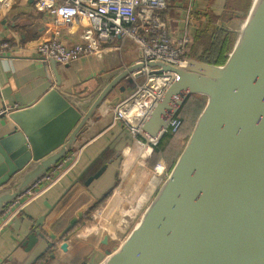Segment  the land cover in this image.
I'll list each match as a JSON object with an SVG mask.
<instances>
[{
  "label": "water",
  "instance_id": "water-1",
  "mask_svg": "<svg viewBox=\"0 0 264 264\" xmlns=\"http://www.w3.org/2000/svg\"><path fill=\"white\" fill-rule=\"evenodd\" d=\"M228 1L210 0L209 12L223 15ZM241 16L234 28L220 27L231 36L222 64L200 60L201 43L196 44V55L180 66L154 60L146 64L174 72L176 78L142 121L143 139L157 144L190 96H200L204 105L137 220L117 244L103 250L96 264H264V0H250L247 10L235 18ZM48 61L55 85L33 105L0 114V214L41 178L68 167L22 208L20 215L25 216L33 202L53 194L57 184L71 176L86 149L73 161L76 144L89 132L96 112L117 87L133 90L144 65L113 69L98 78L95 90L78 96L61 89L57 63ZM131 139L121 123L106 146L113 148L112 156L103 160L105 149L101 150L71 181L68 188L80 182L89 189L111 165L116 168L113 183L84 214L74 215L56 234L43 228L48 211L38 219L27 215L31 222L26 234L0 264H11L18 248L35 252L28 264L42 257L46 263L57 256L56 242L90 226L94 212L118 188L120 176L134 173L122 156ZM120 204L122 211L131 208L125 200ZM18 216L8 220L0 234ZM89 234L84 238L96 235ZM110 240L104 232L99 243L107 246Z\"/></svg>",
  "mask_w": 264,
  "mask_h": 264
},
{
  "label": "crops",
  "instance_id": "crops-1",
  "mask_svg": "<svg viewBox=\"0 0 264 264\" xmlns=\"http://www.w3.org/2000/svg\"><path fill=\"white\" fill-rule=\"evenodd\" d=\"M205 2L208 3L210 0H170L171 4L167 2L166 19L168 25L170 24L169 33L173 39H178L186 33L193 36L200 34V25H197L194 19L199 20V14ZM172 5L182 6V8L184 6V11L181 9L179 12L180 16H175ZM168 16L171 18L175 16L176 19L170 20ZM48 21V17L35 8L33 0H0V40L10 42L18 48L15 54L0 56V112H4L5 109L7 111L11 108L21 109L31 106L55 85V76L50 62L44 60L34 50L37 42L52 35V32L48 30ZM81 32L80 28L65 30L61 34V39L66 44L72 45L83 41ZM193 49L196 55L197 49L195 46ZM138 54L134 45L127 41L120 53L107 49L101 57L84 56L68 64H56L57 74L61 81L60 87L62 90L78 96H85L95 90L100 76L113 69L134 64ZM130 91V89L120 91L117 87L105 99L100 110L96 112V119L89 132L81 137L78 144H76L73 154L81 152L84 147L86 148L78 166L71 176L57 184L56 191L53 194H50L44 200L33 202L24 214L25 216L21 217L19 215L0 234V258H6L16 246V242L26 234L27 226L31 222L27 215L38 219L48 211L43 228L47 233L56 234L74 215L84 214L87 207L113 183V172L116 168L111 165L93 187L88 189L78 182L68 188L77 174L101 150L105 149V159L103 160H107L112 156L113 148L108 147L106 149V146L114 131L122 122L114 123L111 108ZM2 125L3 119H0V127ZM131 170L134 173L128 177L127 200H131L139 193L140 180H142V174L134 165L131 166ZM153 190L152 184L148 186L146 191L149 197H146L147 199L144 202L150 198ZM116 209H118V217H122L124 211L118 207ZM110 223L112 222L107 219L104 220V218L101 220V224L99 222L101 226H107ZM4 226L5 223L0 229ZM101 226L98 229H101ZM98 229L90 234H96V232L98 234ZM102 231V234L104 232L109 233L106 229ZM79 233L65 242L55 243V254L57 255L55 259L45 263L42 257L36 264H96L103 253L99 250L102 234L100 237H97L96 234L90 238H84L85 236L83 237ZM110 238L111 240L116 239L113 236H110ZM24 250L25 248L15 250L14 260L11 264H17L16 261L18 264H28L31 261L35 252L27 253Z\"/></svg>",
  "mask_w": 264,
  "mask_h": 264
},
{
  "label": "built area",
  "instance_id": "built-area-1",
  "mask_svg": "<svg viewBox=\"0 0 264 264\" xmlns=\"http://www.w3.org/2000/svg\"><path fill=\"white\" fill-rule=\"evenodd\" d=\"M33 2L35 8L48 17V30L52 32L51 36L45 37L34 46L36 53L44 60L52 59L57 64L64 65L84 56L101 57L107 49L120 53L127 41L134 45L139 53L135 63L144 64L139 69L141 76L135 79L134 89L111 108V113L114 123L122 122L132 134L131 143L122 151L123 158L131 162L141 150L139 158L131 164L139 168L137 170L148 177L153 189H156L166 177L168 167L162 158L150 165L152 148L156 144L149 137L142 138L140 125L166 88L174 81L176 74L171 71H158L157 67H148L146 64L154 60L175 67L182 65L185 59L184 47L189 43L190 33L178 39L170 36L165 15L168 10L167 0H33ZM71 28L81 29L83 41L68 45L61 39L62 32ZM17 50L14 44L0 40L1 57L15 54ZM133 74L134 72L130 76L133 77ZM4 112L8 110L5 109ZM181 126L182 121L178 113L169 122L165 133L175 135ZM79 154L80 151L73 154V161ZM67 168L56 176L53 172L44 176L15 199L0 214V227L13 216L20 215L22 208L49 188ZM125 181H128L127 175H121L118 187ZM120 206L121 204L117 207ZM138 211L129 218V224L123 229L124 234L132 219L138 217ZM97 215L98 210L94 212V219L90 225L95 228L100 226ZM122 234L120 238L123 237Z\"/></svg>",
  "mask_w": 264,
  "mask_h": 264
},
{
  "label": "rangeland",
  "instance_id": "rangeland-1",
  "mask_svg": "<svg viewBox=\"0 0 264 264\" xmlns=\"http://www.w3.org/2000/svg\"><path fill=\"white\" fill-rule=\"evenodd\" d=\"M184 1H188V0H184ZM167 2L169 4H171L170 0H168ZM208 5H209V2L208 3H206V2L203 3V8H201V13L199 14L200 17L198 18L201 21H199L197 19H194L196 24L200 25V27H199L200 28L199 29L200 32L199 33L204 31L205 35H206V37L204 36L202 38V42L201 41L197 42V43H199V44L201 43L203 45V51H204V41H207V39L210 38L209 37L210 36V34H209L210 32L207 33V28H208L207 26H210V27L212 26V31H213V29L215 27H221V26H225V27H228V28H234V25L236 26L237 22L243 19V16H241V18H239V19L235 18V15H237V14H239V13H241L243 11L242 8H240V6H239L238 0H229L228 1V4L225 7V12L223 13V15L216 16V17H219L218 18L219 20L214 15H212L209 12ZM172 6L174 8L173 13L175 14V16H180L179 12L181 11V9H182V11H184V6H183V8H182V6H175V5H172ZM165 15H166V18H167V14H165ZM175 16H173L172 18L169 17V16L168 17L171 20V19H176ZM169 25H168V29L170 28ZM197 43L196 42L194 43L195 48H196V44ZM193 56H195L194 49H193ZM190 57H192V56H190ZM193 124H194V122H193ZM193 124L191 125V124H187L186 123L185 126H184V130H182V131L178 132V134L174 135V138L171 140L172 141L171 145L168 144V141L165 140L162 143V145L160 146V148L166 146V151L169 152L168 156L165 159L162 157L164 162L168 163V165H170V163L172 161L174 163L175 159L179 155V153L181 151V148L183 147L184 142L186 141V139H187L192 127H193ZM156 145H158V144H156ZM144 203H142V205L140 206L139 210L140 209L142 210L143 205L146 204V203L145 204ZM98 208H100V206ZM109 213H110V216H107V217L104 216L103 218H104V220L107 219L108 221L113 222L114 223V227H112L111 229H108V228H104L106 226H104V225L101 226L100 225L101 229H98V234H97V232H96V234H97V237H100L102 232H103L102 231L103 229L108 230L109 233L112 232L113 233L112 236L114 238H116V239H114V241H112L110 243V246L113 247V245L118 243L117 240H118V238L120 239V236L123 233V229H125L124 227L127 226V224H129V221H126L122 225H120L119 224L120 223V217H118V209L114 208ZM137 218L138 217H135V218L132 219L133 221L130 224V226H132L134 224V222L137 220ZM101 220H102V218L100 219V221ZM130 226H129L127 231H129V229L131 228ZM127 231H126V233H127ZM126 233L125 234L123 233L122 235L125 236ZM99 250H100V252H102L103 248L99 247Z\"/></svg>",
  "mask_w": 264,
  "mask_h": 264
},
{
  "label": "trees",
  "instance_id": "trees-1",
  "mask_svg": "<svg viewBox=\"0 0 264 264\" xmlns=\"http://www.w3.org/2000/svg\"><path fill=\"white\" fill-rule=\"evenodd\" d=\"M250 0H238L240 8L242 10H247L249 6ZM213 35V36H212ZM206 37L205 32L202 31L199 35L193 36L192 34L189 35V43L184 47V57L193 56V47L194 43L197 41L202 42V38ZM210 38L207 41H204V51L200 57V60L213 63V64H222L225 61V54L230 50L231 46V36L229 32L223 31L222 29L216 33H212ZM204 105V101L200 96H190L185 104L183 105L182 109L179 112L181 117L182 126L180 131L184 130L185 124H193L195 122L196 117L202 110ZM179 131V132H180ZM178 134V133H177ZM176 135V134H175ZM174 135L170 133H165L161 140L157 143L154 148V152L149 160L150 165H153L157 162L160 158H166L169 152L166 151V146L160 148L162 143L166 140L168 144H172V139ZM171 141V142H170ZM162 158V159H163ZM173 161L170 163L168 168H170Z\"/></svg>",
  "mask_w": 264,
  "mask_h": 264
},
{
  "label": "bare ground",
  "instance_id": "bare-ground-1",
  "mask_svg": "<svg viewBox=\"0 0 264 264\" xmlns=\"http://www.w3.org/2000/svg\"><path fill=\"white\" fill-rule=\"evenodd\" d=\"M141 150L138 151V154H136L135 157H133L131 159V163L136 161L137 158H139V154H140ZM129 161V160H128ZM141 178L142 180H140V184H141V187H140V191L139 193L133 197L131 200H127V190H128V181H125L121 187L117 188L115 191H114V194L113 196L108 200L107 203H105L103 206H101L99 209H98V220L101 224V221L100 219L105 216H110V213L111 210H113L114 208L116 209V207L118 205H120V203H122V200H125V201H129L130 205H131V208L130 210L128 211H124L123 213V217L122 219L120 220V225H122L124 222L128 221L129 218L135 214L140 206L142 205V203H144V201L147 199L146 197H148V192L146 191V189L148 188V186L151 185V181L148 179V177H145V176H142L141 175ZM128 179V177H127ZM129 180V179H128ZM110 210V211H109ZM112 227H114V223H110L109 225H107L106 227L104 228H108V229H111ZM95 229H98V227H93V226H86V228L80 233L81 236H86L87 234H89L90 232L94 231ZM110 236L113 235V233H108Z\"/></svg>",
  "mask_w": 264,
  "mask_h": 264
},
{
  "label": "flooded vegetation",
  "instance_id": "flooded-vegetation-1",
  "mask_svg": "<svg viewBox=\"0 0 264 264\" xmlns=\"http://www.w3.org/2000/svg\"><path fill=\"white\" fill-rule=\"evenodd\" d=\"M167 1H168V0H167ZM215 17H216V16H215ZM216 18L218 19L219 17H216ZM218 20H219V19H218ZM216 22H217V21H216ZM207 27H208V28H207V33L210 32V33H209L210 36H211L212 33H216V32H218L219 30H221L220 27H215V28L213 29V31H212V26H211V27H210V26H207ZM212 36H213V35H212ZM165 163H166V162H165ZM166 165H167V167L169 166L168 163H166ZM111 242H112V241L110 240V241H109V244H108L107 246L102 245V244H99V245H100V247L103 248V250H104V249H106L107 247H108V248L111 247V246H110V243H111Z\"/></svg>",
  "mask_w": 264,
  "mask_h": 264
}]
</instances>
